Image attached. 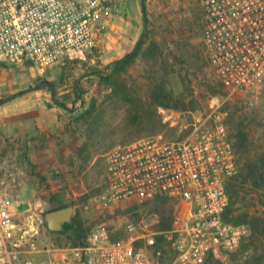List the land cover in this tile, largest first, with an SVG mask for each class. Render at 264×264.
<instances>
[{
  "label": "rangeland",
  "instance_id": "obj_1",
  "mask_svg": "<svg viewBox=\"0 0 264 264\" xmlns=\"http://www.w3.org/2000/svg\"><path fill=\"white\" fill-rule=\"evenodd\" d=\"M139 1L144 5L139 38L145 34L146 43L113 82L97 75L109 74L125 54L122 44L114 47L108 27L98 49L53 66L28 60L0 63V192L11 200L18 233L36 242L42 259L79 247L55 243L58 234L47 228L44 215L56 208L72 206V219L82 223L86 235L101 226L115 237L128 221L157 218V228L164 209L173 216L178 212L176 201L133 208L98 201L106 157L114 147L150 136L183 139L209 112L213 99L228 112L229 128L233 114L248 115L257 136L263 133L264 89L253 104L227 97L209 64L202 0ZM45 81L56 86L65 108L53 103L46 88H38ZM28 108L46 110L45 120L28 121ZM241 196L242 209L264 215L257 193L245 189ZM242 224L251 232L250 224ZM251 254L243 247L220 264H243Z\"/></svg>",
  "mask_w": 264,
  "mask_h": 264
},
{
  "label": "built area",
  "instance_id": "obj_2",
  "mask_svg": "<svg viewBox=\"0 0 264 264\" xmlns=\"http://www.w3.org/2000/svg\"><path fill=\"white\" fill-rule=\"evenodd\" d=\"M118 0H0V63L49 67L99 47ZM203 45L227 97L256 103L264 89V0H202ZM228 112L213 99L183 139L150 136L107 155L102 204L141 207L176 201L170 228L159 219L128 221L118 236L97 227L82 246L42 259L18 233L9 197L0 192V264H203L225 260L250 237L246 224L225 220L226 185L238 174ZM162 241V244H161ZM164 243V244H163Z\"/></svg>",
  "mask_w": 264,
  "mask_h": 264
},
{
  "label": "trees",
  "instance_id": "obj_3",
  "mask_svg": "<svg viewBox=\"0 0 264 264\" xmlns=\"http://www.w3.org/2000/svg\"><path fill=\"white\" fill-rule=\"evenodd\" d=\"M143 8L144 5H142ZM144 22L146 25V20ZM145 43V34H142L131 52L113 62L109 74L104 76L98 72L97 75L99 78L104 79V83L113 82L115 80L114 76H119L124 73L136 61ZM38 88H46L51 92L54 104L63 108L66 107L65 103L56 97V86L53 82L45 81ZM259 125L263 126L262 124ZM227 129L229 139L234 148L239 171L226 185L229 203L224 218L235 224L247 222L251 226L250 237L239 248L247 247L252 251L251 256L243 264H264V215H256L249 210L242 209L240 206L242 204V192L245 189H249L258 194L259 201L264 207V126L261 136H257V131L253 130V119L251 116L233 114L231 128H229V120H227ZM41 179L44 180V177H41ZM168 201L169 199L167 198H156L142 203V206L149 203L165 205ZM63 207L66 206L59 208ZM173 217L171 209H164L161 223L157 228L159 230L170 228ZM56 234L58 235L54 241L59 246L67 244L71 246H82L87 236L82 223L76 218H73L70 223L66 224L63 231L56 232ZM60 235L64 238L60 237ZM233 254H230L229 257ZM220 262L219 259H214L212 256H209L203 264H220Z\"/></svg>",
  "mask_w": 264,
  "mask_h": 264
},
{
  "label": "crops",
  "instance_id": "obj_4",
  "mask_svg": "<svg viewBox=\"0 0 264 264\" xmlns=\"http://www.w3.org/2000/svg\"><path fill=\"white\" fill-rule=\"evenodd\" d=\"M121 7V13L109 18L106 27L109 28L110 34L113 35L117 50L124 47V55L131 52L139 38L144 16L142 14L141 1L139 0H118ZM120 43V44H119ZM115 48V49H116ZM123 57V56H122ZM33 111V112H32ZM46 110L39 113L33 108H28L26 118L28 121L39 118L44 121ZM21 117V116H20ZM25 118V116H23Z\"/></svg>",
  "mask_w": 264,
  "mask_h": 264
},
{
  "label": "water",
  "instance_id": "obj_5",
  "mask_svg": "<svg viewBox=\"0 0 264 264\" xmlns=\"http://www.w3.org/2000/svg\"><path fill=\"white\" fill-rule=\"evenodd\" d=\"M73 215V207L66 206L60 209L46 212L44 220L47 228L51 232H60L64 229V226L71 222Z\"/></svg>",
  "mask_w": 264,
  "mask_h": 264
},
{
  "label": "flooded vegetation",
  "instance_id": "obj_6",
  "mask_svg": "<svg viewBox=\"0 0 264 264\" xmlns=\"http://www.w3.org/2000/svg\"><path fill=\"white\" fill-rule=\"evenodd\" d=\"M60 209V208H59Z\"/></svg>",
  "mask_w": 264,
  "mask_h": 264
}]
</instances>
